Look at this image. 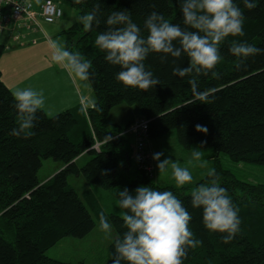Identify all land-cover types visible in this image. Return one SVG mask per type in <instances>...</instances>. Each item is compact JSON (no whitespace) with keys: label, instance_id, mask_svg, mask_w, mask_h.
<instances>
[{"label":"trees","instance_id":"obj_1","mask_svg":"<svg viewBox=\"0 0 264 264\" xmlns=\"http://www.w3.org/2000/svg\"><path fill=\"white\" fill-rule=\"evenodd\" d=\"M29 1L35 7L47 1L61 8L69 6L77 10L78 18L97 2ZM100 7L104 14L116 8L130 9L133 20L141 26L152 11L182 24L177 0H100ZM244 14V37H228L220 44L219 78L199 75L196 90L188 83V76L172 74L171 58L162 62L156 53L150 54L145 64L160 84L147 90L126 88L115 80L119 67L108 64L94 45L97 32L105 25L85 31L78 20L59 35L70 50L91 61L88 81L95 103L86 113L68 110L48 117L41 110L26 136L9 135L16 126L13 95L0 70V264H66L47 257V251L65 238L83 239L96 228L92 213L99 214V201L91 190L78 194L69 183L70 176L83 177L87 183L112 192L116 199L125 187L133 191L153 184L160 190H172L191 212L190 228L201 242L188 250L182 264H264V183L240 180L220 162L221 155H226L235 164L264 167V51L239 67L229 52L232 39L246 40L264 50V0H257L253 9L244 8ZM5 49L0 40V58ZM176 63L186 65L187 57ZM203 92L207 96H201ZM122 104L136 106L138 119L149 121L150 152V141L173 133L186 151L201 147L212 152L220 183L239 209L241 231L234 240L224 244L222 234L206 230L200 211L191 207L188 192L206 177L190 186L160 185L136 161V167L132 166L134 149L125 132L138 119L126 126L109 122L111 111ZM197 124L207 131H197ZM96 142L102 144L99 152L92 149ZM84 153L92 158L79 167L76 159ZM48 159L64 168L41 183L38 174ZM108 219L116 235L124 230L121 216L111 214ZM109 250L112 259L114 239Z\"/></svg>","mask_w":264,"mask_h":264},{"label":"clouds","instance_id":"obj_2","mask_svg":"<svg viewBox=\"0 0 264 264\" xmlns=\"http://www.w3.org/2000/svg\"><path fill=\"white\" fill-rule=\"evenodd\" d=\"M177 3L182 24L152 11L141 26L133 20L130 9L116 8L104 14L100 0L78 20L85 31L92 30L94 25H105L97 32L94 45L104 53L108 64L119 67L115 80L126 88L147 90L160 84L145 64L146 58L156 53L162 62L171 58L172 74L181 78L188 76V83L196 90L199 75L219 78L216 66L222 59L220 44L228 37H244V8H255L257 0H177ZM47 43L50 62L63 68L69 78H89L91 61L70 50L59 38L48 39ZM261 51L264 50L246 40L230 41L229 52L237 67ZM183 57H187V64L181 66L176 61ZM12 95L16 126L9 135L26 136L35 127L37 113L45 106L44 92L18 87ZM200 95L207 96V92ZM196 129L207 131L199 124ZM203 151L201 147L190 148L187 166L171 155L161 159L162 151L153 153V159L159 174L170 172L178 187L192 181V168L205 169L206 180L192 188L190 204L200 211L203 227L222 234L223 243L228 244L241 231L239 209L221 185L216 169L208 166L209 160L204 158ZM152 185H141L133 191L127 187L119 190L116 203L124 230L114 238L111 264H182L188 250L201 243L190 228L193 217L184 202L172 190H160ZM98 227L111 238L113 225L104 211L98 214Z\"/></svg>","mask_w":264,"mask_h":264},{"label":"rangeland","instance_id":"obj_3","mask_svg":"<svg viewBox=\"0 0 264 264\" xmlns=\"http://www.w3.org/2000/svg\"><path fill=\"white\" fill-rule=\"evenodd\" d=\"M62 10L64 12V16L56 24L48 25L43 22L41 23V26L43 28L42 30H45L49 39L59 38L60 40H62L59 33L63 30L69 29L78 22L77 10L69 6L62 7ZM40 46L41 44L37 47ZM29 47H27V49H30ZM46 47V51L49 52L50 49L47 42ZM24 49L26 48L17 47L14 45V43L12 45H6V49L0 58V69L2 70L1 73H3L2 79L5 84H8L10 88L14 90L18 88L17 84H20V86H22L26 80L28 81L32 72L31 69L39 67L42 64V61L45 59H42L43 57H40V60L34 61L30 58L25 59L20 56H16ZM85 82L88 84L92 98H94L95 100L90 82L88 81V79H86ZM81 87L83 91H87V89L85 90L83 84H81ZM62 105H64L62 102L51 105V102H48L46 100L43 111L47 114L48 117H53L62 112H65L64 110H66V108L61 107ZM139 117L140 114L136 106L122 104L118 107H115L111 111L109 122L121 126H126L129 120H136ZM126 135L129 141V145L134 147L135 136L132 133H127ZM101 145L102 144H100V148ZM149 148L151 149L152 157L153 153L162 151L164 153V156H162L161 159L171 155L174 160L180 161L182 164H185L187 166V160L190 157V151H186L178 144L177 138L174 133L164 138L150 141ZM203 156L205 159L209 160L208 166L213 168V161L211 159L212 152L203 151ZM89 157L91 160L92 156L90 154H88L87 158L89 159ZM79 158H77L76 161ZM90 160H81L77 165L79 167H83ZM133 162H135L134 157ZM220 162L224 168L231 170L233 174L240 180L248 181L251 183H264V167L250 164H235L226 155H221ZM153 163L156 174L154 177V182L160 185H176L174 180L171 178L170 172L159 174L157 163L154 159ZM60 168V163L55 162L52 159L44 160L42 168L38 174L40 182L45 183L46 181H48L56 173L62 170ZM191 170L193 179L190 183L185 184L184 186L194 185L206 177L205 169L196 167L192 168ZM69 183L81 196H83V193H85L87 190H91L93 192V194L99 201V206L101 207L99 208L97 213H99L100 211H104L107 218L111 214L121 216V210L118 208V205L116 203L117 199L112 192L103 190L96 185L87 183L83 177L70 176ZM191 190H189L188 192V194L190 195ZM85 202L87 203V201ZM92 215L96 223V228L88 236L83 239L68 237L61 240L54 247L49 249V251H47V257L66 264H109L111 260L109 246L116 236L115 229L113 228L111 238L106 237L98 227V215L96 213H92Z\"/></svg>","mask_w":264,"mask_h":264},{"label":"crops","instance_id":"obj_4","mask_svg":"<svg viewBox=\"0 0 264 264\" xmlns=\"http://www.w3.org/2000/svg\"><path fill=\"white\" fill-rule=\"evenodd\" d=\"M18 38L20 39V41L15 39V36H11L8 33L0 35V40L5 46L12 45L14 43V45L17 47L26 48L16 56H20L25 59L30 58L34 61L40 60V57H43L42 59L45 58L39 67L31 69L32 72L30 74V79L28 81L26 80L22 86H20V84H17L18 87H33L36 89H42L46 98L45 101L47 100L48 102H51V105L62 102L64 105H62L61 107L66 108V110L64 111L79 110L78 112H82L83 110L86 113L89 108L93 107L95 100L94 98H92L91 91L85 80H79V78H69L63 68L57 67L50 62V51H46V42L49 38L45 30L39 32H23L22 35L18 36ZM40 44L41 46L37 47ZM27 47H29L30 49H27ZM81 84H83L85 90L87 89V91L82 90ZM5 85L13 93L14 89L10 88L8 84ZM134 120H129V122ZM131 148L132 150L134 149L133 146H131ZM87 156L88 154L84 153L76 161V163L78 164L81 160H90V157L88 159ZM133 157L134 156H132L131 161L132 166L136 167L135 162H133ZM63 168L64 167L61 165L60 169Z\"/></svg>","mask_w":264,"mask_h":264},{"label":"built area","instance_id":"obj_5","mask_svg":"<svg viewBox=\"0 0 264 264\" xmlns=\"http://www.w3.org/2000/svg\"><path fill=\"white\" fill-rule=\"evenodd\" d=\"M63 16L62 8L52 1L35 7L29 0H0V35L8 33L20 41L18 36L23 32L42 31V22L49 25L55 24ZM127 133H132L135 136L134 159L138 167L149 177L154 178L153 157L148 149L149 121L136 120L125 132V134ZM100 144V142H96L92 149L99 152Z\"/></svg>","mask_w":264,"mask_h":264}]
</instances>
